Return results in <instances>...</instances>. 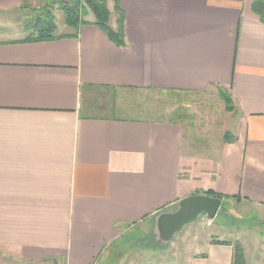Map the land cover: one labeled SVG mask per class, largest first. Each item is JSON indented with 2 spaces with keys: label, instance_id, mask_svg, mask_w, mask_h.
Returning <instances> with one entry per match:
<instances>
[{
  "label": "crops",
  "instance_id": "obj_1",
  "mask_svg": "<svg viewBox=\"0 0 264 264\" xmlns=\"http://www.w3.org/2000/svg\"><path fill=\"white\" fill-rule=\"evenodd\" d=\"M30 1L0 0V264H101L128 227L153 231L159 213L192 194L221 197L216 216L224 202L236 216L247 207L264 215L255 0H114L109 24L117 30L123 12L122 43L91 13L78 28L57 27L66 36L31 41ZM106 87L229 89L235 140L214 158L189 152L179 121L125 117ZM237 241L212 238L186 264H234ZM242 252L244 264H264V252Z\"/></svg>",
  "mask_w": 264,
  "mask_h": 264
},
{
  "label": "rangeland",
  "instance_id": "obj_2",
  "mask_svg": "<svg viewBox=\"0 0 264 264\" xmlns=\"http://www.w3.org/2000/svg\"><path fill=\"white\" fill-rule=\"evenodd\" d=\"M113 3L114 0H107L112 10ZM28 4L30 13L28 16L24 14L25 22L34 16L32 10L43 2L31 0ZM54 8L56 23L61 31L64 13L58 6ZM115 17L113 10L112 25ZM230 94L229 89L222 87L201 92L120 90L117 92L120 103L117 112L131 118L179 121L185 130V148L189 152L214 158L219 155L224 143L235 138L239 125L234 100L233 108L229 109L224 99ZM94 95L95 92L89 98ZM230 207L224 202L218 216L212 220L201 214L196 221L185 225L166 246L155 240L149 223L128 227L118 240L108 246L106 258L101 264H186L194 251L203 250L212 238L230 242L240 239L237 242L242 249L247 246L252 248V253L264 252V215L258 216L253 207H247L240 209L236 216V213L228 212ZM208 220H211L210 225Z\"/></svg>",
  "mask_w": 264,
  "mask_h": 264
},
{
  "label": "trees",
  "instance_id": "obj_3",
  "mask_svg": "<svg viewBox=\"0 0 264 264\" xmlns=\"http://www.w3.org/2000/svg\"><path fill=\"white\" fill-rule=\"evenodd\" d=\"M43 4L34 8L32 18L25 22V27L30 29L31 36L29 40L31 41H47L55 40L66 35H57V23L55 17V6H58L64 13V23L70 27L78 28L81 24L87 23L85 17L92 12L95 16V24L101 27L107 32L111 39L122 43L123 42V21L124 15L120 11V7L117 3V10L120 11V17L118 19L119 28L113 29L109 24L111 12L107 4V0H70L69 2H64L63 0H39ZM253 11L259 16L261 21L264 22V0H255L253 2ZM97 86H93L95 88ZM91 88V85L83 86V93L87 92ZM221 88V87H220ZM106 93L113 99H116L117 93L113 91V88L106 87ZM84 96V94H83ZM229 109L233 108V99L230 96L224 98ZM85 102V101H84ZM86 104V103H85ZM113 108H117L114 101ZM235 140V138L233 139ZM209 195L216 196L214 191H209ZM234 264H244V256L241 246L236 247L235 261Z\"/></svg>",
  "mask_w": 264,
  "mask_h": 264
},
{
  "label": "water",
  "instance_id": "obj_4",
  "mask_svg": "<svg viewBox=\"0 0 264 264\" xmlns=\"http://www.w3.org/2000/svg\"><path fill=\"white\" fill-rule=\"evenodd\" d=\"M222 198L206 194H192L178 202L175 209L163 211L155 217L153 233L155 240L166 246L183 227L205 213L211 220L215 218Z\"/></svg>",
  "mask_w": 264,
  "mask_h": 264
},
{
  "label": "built area",
  "instance_id": "obj_5",
  "mask_svg": "<svg viewBox=\"0 0 264 264\" xmlns=\"http://www.w3.org/2000/svg\"><path fill=\"white\" fill-rule=\"evenodd\" d=\"M203 217V216H202ZM203 219H205V217H203ZM207 224H211V220H208Z\"/></svg>",
  "mask_w": 264,
  "mask_h": 264
}]
</instances>
